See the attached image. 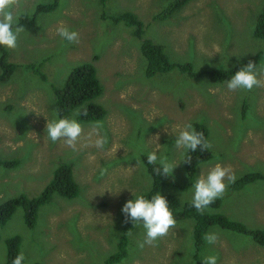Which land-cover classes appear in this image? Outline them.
Wrapping results in <instances>:
<instances>
[{
  "label": "rangeland",
  "instance_id": "obj_1",
  "mask_svg": "<svg viewBox=\"0 0 264 264\" xmlns=\"http://www.w3.org/2000/svg\"><path fill=\"white\" fill-rule=\"evenodd\" d=\"M52 1L21 0L13 9L18 21L22 15L36 21L22 25L16 49L7 48L8 60L18 67L9 80L0 81V161H19L14 167L0 163V204L40 194L66 163L80 190L74 198L54 193L41 206L34 230L25 223L23 207L0 224V264L7 259L6 239L16 234L23 238V264H104L117 252L124 233L123 205L153 187L145 162L153 151L177 164L162 192L182 202L192 200L197 179L216 164L230 167L238 183L247 174H264V87L230 91V78H225L263 51L264 40L254 31L264 0H191L164 20L153 17L173 0H59L53 11L37 12L38 5ZM127 11L144 23V39L164 45L171 61L190 63L193 72L174 68L149 76L135 26L103 17ZM61 23L79 33L78 43L58 35ZM84 62L95 64L104 86V95L94 100L107 110L98 120L109 141L103 149L84 146L95 121H81L75 115L78 108L66 117L77 119L84 129L76 150L47 135V120L60 118L55 90ZM253 62L264 67V56ZM29 63L41 64L47 80L27 69ZM189 122L208 127L213 157L198 165L194 185L183 189L180 185L190 180L183 161L187 150L174 142ZM102 168L107 169L104 175ZM232 184L218 206L204 211L264 230V180L239 191H232ZM176 222L155 247L141 249L138 242L146 230L131 221L128 255L115 264H203L202 258L210 255L217 264H264V245L243 231L215 222L206 234L215 232L217 242L209 245L204 239L198 250L195 220Z\"/></svg>",
  "mask_w": 264,
  "mask_h": 264
},
{
  "label": "trees",
  "instance_id": "obj_2",
  "mask_svg": "<svg viewBox=\"0 0 264 264\" xmlns=\"http://www.w3.org/2000/svg\"><path fill=\"white\" fill-rule=\"evenodd\" d=\"M191 0H173L166 8L158 13V16H154V19H166L173 12L178 9L185 7ZM103 4H106V0H102ZM59 0H53L49 4H40L37 7V12H48L53 11L57 8ZM157 15V14H156ZM104 18H110L115 22L126 21L130 25L135 26V35L142 39L143 43L141 46V51L143 55L148 59V69L147 74L149 76H154L158 72H169L174 68H178L182 72H193L192 64L190 63H179L171 61L170 56L167 54L164 45L154 43L151 40L144 39V23L138 18L137 14L133 12H123L116 15L103 14ZM36 21L35 16L22 15L20 20L14 24V26H21L24 24H34ZM255 35L261 39H264V9L258 17L257 26L255 29ZM0 66L3 68L2 73H0V81L5 82L9 80L11 74L14 72L18 65L16 63L10 62L8 60V51L4 46H0ZM263 51L259 52L256 57L251 59V61H259L260 57L263 58ZM98 56L94 57L97 60ZM246 63V61L244 62ZM25 67L29 70L34 71L43 80H47V76L43 73L41 69V64L29 63ZM220 71H226L227 69H219ZM213 76V75H212ZM232 75L227 74L225 78H231ZM214 78V77H213ZM224 78V77H223ZM218 80V77L214 78ZM222 81V80H221ZM220 81V82H221ZM226 81V80H224ZM56 113L60 118L67 117L72 111L78 108L81 111L79 119L81 121L90 122L103 119L107 115V110L101 103L94 102L96 98L102 95L104 92V86L98 75L97 67L93 62H84L78 66H75L70 72L66 83L63 88L56 89ZM87 109V115H83V110ZM194 128L203 133V138L208 142L209 129L205 125H196ZM191 157V162H185V169L190 177V180L182 185L183 189L193 186L197 176L198 165L201 162L210 160L213 157V151L210 147L202 151L200 147L197 148L195 152L187 150L185 159ZM145 162L148 168L150 176L153 178V187L145 193H142L146 199H151L152 196L161 194L167 201L169 208L173 212L175 219L193 218L195 220L193 228V238L195 240V245L197 249H201L204 244V236L208 231L211 224L215 222H220L229 229H234L236 231H243L250 235L258 244L264 245V230L250 229L240 222L234 221L228 218L226 215L215 213L210 215L209 213L203 211L198 212L191 204L192 200L182 202L177 195H172L168 193H163L162 189L166 185L169 176H159L153 169L154 165L148 164L147 157H145ZM0 163L4 167H14L19 164V161L11 160H1ZM158 166V165H157ZM258 179H264V175L261 173L247 174L243 177L240 183L235 182L231 186L232 191H238L246 184L256 181ZM79 185L74 178L73 167L66 163L61 164L52 180L46 184L43 191L33 197H29L26 194H22L16 197L9 198L4 203L0 204V224L5 225L9 219L13 216L15 211L19 207H23L24 219L26 225L29 229L34 230L38 223L39 210L41 206L49 203L54 195L58 193L62 196L68 198H74L79 194ZM139 195V196H141ZM221 202V198L215 200L211 205L218 206ZM125 220V215H124ZM131 228V220L124 224V233L120 237V243L117 252L112 255L104 264H115L120 262L123 258L128 255L129 248V238L128 233ZM1 240V233H0ZM23 238L20 234L13 235L6 239L7 245V259L4 264H12L13 259L20 253ZM198 253H196V256ZM25 261V258H24ZM24 263V262H23Z\"/></svg>",
  "mask_w": 264,
  "mask_h": 264
},
{
  "label": "clouds",
  "instance_id": "obj_3",
  "mask_svg": "<svg viewBox=\"0 0 264 264\" xmlns=\"http://www.w3.org/2000/svg\"><path fill=\"white\" fill-rule=\"evenodd\" d=\"M20 2L21 0H0V46L8 49L17 48L18 35L24 31L22 25L15 27V30H13V25L18 21V17L13 14V9L19 6ZM56 31L64 41L70 43L79 42V33L75 30H70L63 23ZM262 76H264V67L258 68L253 61H249L246 66L228 79L227 88L230 91L240 89L251 91L254 87H264V79L260 78ZM75 115H81V111L77 110ZM83 115H87L86 108L83 110ZM103 128V122L95 121L87 133V143L84 146H94L97 149H103L109 142L107 135L103 132ZM46 129L47 135L52 142L63 140L73 150H76L77 141L84 133V129L77 119L66 117L52 121L47 120ZM174 143L176 148L192 152H195L198 147L204 151L210 146L204 140L203 133L198 132L191 122L183 126ZM183 161L190 163L191 157ZM147 162L156 166L153 171L159 176L171 175L173 169L177 166V164L169 163L167 157L158 156L156 151L148 154ZM106 171L107 169L102 168L100 169V174L104 175ZM235 180V173L230 167L216 164L208 171L207 175H201L197 179L191 201L192 206L202 213L215 200L221 198L227 191L228 185L234 183ZM122 212L125 215L126 223L129 220L133 222L134 226L142 223L146 230L144 240L138 242V247L141 249L145 245L155 247L156 242L160 238L167 236L170 229L176 228L177 222L169 208L168 201L160 193L152 196L151 199H146L143 195L136 196L134 200L130 199L123 205ZM204 239L211 245L217 242L218 235L215 232H209L204 236ZM202 261L203 264H217V257L214 255L206 256L202 258ZM23 262L24 255L20 253L13 259L12 264H23Z\"/></svg>",
  "mask_w": 264,
  "mask_h": 264
},
{
  "label": "crops",
  "instance_id": "obj_4",
  "mask_svg": "<svg viewBox=\"0 0 264 264\" xmlns=\"http://www.w3.org/2000/svg\"><path fill=\"white\" fill-rule=\"evenodd\" d=\"M99 75V74H98ZM257 173H259V172H257ZM250 174H252V173H250ZM262 174V173H261ZM262 175H264V174H262ZM244 177V176H243ZM258 180H264V179H258ZM257 181V180H256ZM251 183H255V181H253V182H250V183H248V184H246L244 187H242L240 190H242L243 188H245L247 185H249V184H251ZM239 191V190H238ZM261 223H263L264 224V222L263 221H261ZM255 241V240H254ZM264 258V257H263ZM236 259V257H233V259L232 260H235Z\"/></svg>",
  "mask_w": 264,
  "mask_h": 264
},
{
  "label": "bare ground",
  "instance_id": "obj_5",
  "mask_svg": "<svg viewBox=\"0 0 264 264\" xmlns=\"http://www.w3.org/2000/svg\"><path fill=\"white\" fill-rule=\"evenodd\" d=\"M102 95H104V92L102 93Z\"/></svg>",
  "mask_w": 264,
  "mask_h": 264
}]
</instances>
